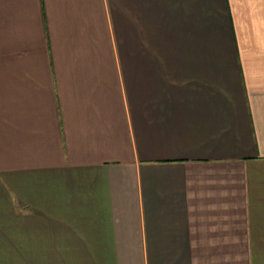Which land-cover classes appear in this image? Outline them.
<instances>
[{"label": "crops", "instance_id": "0c3cea01", "mask_svg": "<svg viewBox=\"0 0 264 264\" xmlns=\"http://www.w3.org/2000/svg\"><path fill=\"white\" fill-rule=\"evenodd\" d=\"M0 264H264V0H0Z\"/></svg>", "mask_w": 264, "mask_h": 264}]
</instances>
